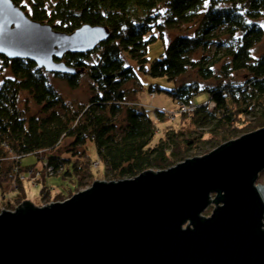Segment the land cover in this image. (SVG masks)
I'll return each mask as SVG.
<instances>
[{
    "label": "trees",
    "instance_id": "16d2710c",
    "mask_svg": "<svg viewBox=\"0 0 264 264\" xmlns=\"http://www.w3.org/2000/svg\"><path fill=\"white\" fill-rule=\"evenodd\" d=\"M10 1L32 21L48 24L57 32L70 34L85 25L102 26L109 30V38L89 53L65 54L61 61L72 72L69 75L49 74L30 61L0 57V69L9 73L8 77L0 74L2 199L4 189L14 182L23 192L20 178L34 169L21 166L27 156L47 163L55 175L73 178V189L68 191L73 193L94 175L93 162L103 166L108 182H118L148 171H165L187 160L193 150L205 145L213 150L264 128V52L258 58L252 56L263 38L257 21L264 17V0H33L29 11L20 0ZM192 24V34L165 40V28ZM154 29L164 52L149 64L148 44L156 37L146 36ZM212 46V55L192 58ZM92 55H96L93 62ZM216 67H220L218 73ZM190 70L196 72L197 80L179 83ZM138 72L173 82L168 90L151 85L149 95L154 99L156 92H165L175 103L195 106L179 116V129L165 127L158 141H154L155 120L163 122L164 115L156 109L150 116L143 105L130 99L142 87ZM236 73L243 75L242 84L231 81ZM49 75L63 79L73 90L86 77L87 103L80 106L67 101L49 83ZM211 80L218 81V86L202 87ZM203 92L210 100L198 106L193 98ZM21 95L25 102L34 103L36 113L29 115L19 107ZM209 103L213 105L210 110ZM185 123L199 130L184 133L180 129ZM89 144L98 160L92 161Z\"/></svg>",
    "mask_w": 264,
    "mask_h": 264
},
{
    "label": "water",
    "instance_id": "95a60500",
    "mask_svg": "<svg viewBox=\"0 0 264 264\" xmlns=\"http://www.w3.org/2000/svg\"><path fill=\"white\" fill-rule=\"evenodd\" d=\"M108 38L102 26L57 32L0 0L7 61L69 75L65 54L89 53ZM262 169L264 128L165 171L96 181L64 202L25 201L0 214V264H264V204L255 189ZM212 193L215 209L202 218Z\"/></svg>",
    "mask_w": 264,
    "mask_h": 264
},
{
    "label": "rangeland",
    "instance_id": "374dc122",
    "mask_svg": "<svg viewBox=\"0 0 264 264\" xmlns=\"http://www.w3.org/2000/svg\"><path fill=\"white\" fill-rule=\"evenodd\" d=\"M20 5L23 6L25 10L29 11L31 6L33 5V0H20ZM257 23L263 29V38L260 41V43L257 44L252 50V56L254 58H258L264 52V17L260 19L259 21H257ZM194 28H195V24L182 25L176 28H165L164 29L165 40L169 41L173 39L174 37H176L177 35H181V34H192ZM152 35H154L156 38L151 40L148 44L146 58L149 64L155 60L160 59L161 55L164 52V43L162 39H160L158 35V31L156 29H154L152 33H149L146 36V39H148ZM214 51H215V48L212 46L205 51H198L192 56V58H194V60H199L201 56L203 55L210 56L212 55ZM95 58H96V55H92L90 59L91 62H93ZM2 63L3 62L0 58V68L3 66ZM149 64H147V67H149ZM219 68L220 67H216L214 69L215 73H218L216 71H218ZM0 74L4 75L5 77L6 76L8 77L9 75L8 70L6 69L4 70L0 69ZM138 75L141 80L142 87L139 91H137L134 95L130 97L131 101L135 102L133 104H136L138 102V104L143 105L144 109L148 112L150 116H153V111L156 109H160L162 107H165V109H167V112L163 116L164 117L163 122H158L155 120V123L158 128L157 130L158 134H156L154 141H158V139L163 137L164 132H165L163 130L165 127L172 126L177 129L180 128L181 125H180V122L178 123V118L182 114L178 113L179 108L177 104L173 101V99L167 93L156 92L155 93L156 98L154 99L151 95H149V88L151 85H156L163 89L168 90V89H171L174 84L171 81H167L166 78H151L149 76L142 75L139 72H138ZM1 79L2 77L0 76V80ZM48 80H49V83L52 86H54L67 101L73 102L77 105H80V104L84 105L85 103H87L90 95H89V84H88V80L86 77L81 78L80 85L75 90L70 89L66 81H64L61 78L49 75ZM196 80H197L196 72L193 70H190L181 79H179L178 82L179 83H191ZM231 81L235 84H242L243 75L241 73L233 74L231 76ZM218 84H219L218 81L211 80L206 83H203L202 87L208 86V87L214 88L218 86ZM127 87L130 88L131 83H128ZM25 99L26 97L24 95L19 96L18 98L19 107L23 110H26L27 114L29 115L36 113L37 107L34 105V103L32 101L25 102ZM209 100H210L209 94L204 93V92L196 95L193 98V102L198 106L207 104ZM208 107L210 110L212 109L213 105L209 103ZM246 119L249 120L248 117H246ZM183 126L184 127H182V129L180 130H183L184 133L193 134L196 130H199L197 128L194 129L191 124L185 123ZM244 135H240L236 139H239L240 137ZM236 139H233V140H236ZM87 147H88V153L92 161L98 160L94 147L90 144ZM218 147L219 146H217L215 149H217ZM213 150H211L209 146L205 145L200 149L191 151L190 157L187 159L201 158L209 154ZM20 163L23 168L34 167V169L32 170V174L30 176L26 177L25 179L20 178V184H23L24 186L23 192H20L18 190L19 187H17L16 182H14L12 183L10 187L4 189V193L6 195H5V198L2 199V189L0 187V214L2 213V211L15 212L16 208L25 201L29 202L36 208H42V207L49 206L50 204H54L57 202H64L65 200L70 199L73 195L77 194L78 192L90 189L93 183L96 181H103V182L109 181L103 175L104 173L103 166L102 165L99 166L98 162H93L92 166L94 167L93 169L94 175L88 180L87 183H85L86 184L85 186L71 193L68 191L70 189H73V186H74L73 178L64 179L62 178V176L55 175L54 173H52L51 175L46 173L45 169L43 168V163H41V161H38L37 157L35 156H27L23 158ZM36 172H39V175H35ZM256 184L264 185V169H262L258 173L256 181H255V185ZM215 196L216 194L214 193L211 194L210 204L208 208L202 212L201 214L202 218H209L211 214L213 213L215 209V205L212 204V202L214 201ZM8 203H10V205H8ZM262 221L264 225V216H263ZM187 225L189 224L186 223L183 226V229H185ZM262 229L264 230V227Z\"/></svg>",
    "mask_w": 264,
    "mask_h": 264
},
{
    "label": "built area",
    "instance_id": "2783aa9c",
    "mask_svg": "<svg viewBox=\"0 0 264 264\" xmlns=\"http://www.w3.org/2000/svg\"><path fill=\"white\" fill-rule=\"evenodd\" d=\"M151 96L154 97L153 94H151ZM176 104H177V106H178V108H179V112H178V113H180V114H185V113L191 112L192 110L195 109V106L193 105L192 102H190L187 106H186L185 104L180 103V102H177ZM157 111H158L160 114L164 115V114L167 112V109H165V108H160V109H157ZM43 168L45 169L46 173H48V174H50V175L53 173L52 168L49 167V166L47 165V163H44V164H43ZM31 174H32V171H30V175H31ZM30 175H29V176H30ZM35 175H39V172H36ZM23 179H24V178H23Z\"/></svg>",
    "mask_w": 264,
    "mask_h": 264
},
{
    "label": "bare ground",
    "instance_id": "6f19581e",
    "mask_svg": "<svg viewBox=\"0 0 264 264\" xmlns=\"http://www.w3.org/2000/svg\"><path fill=\"white\" fill-rule=\"evenodd\" d=\"M255 189H256L261 201L264 204V185L263 184H256Z\"/></svg>",
    "mask_w": 264,
    "mask_h": 264
},
{
    "label": "flooded vegetation",
    "instance_id": "af4514ba",
    "mask_svg": "<svg viewBox=\"0 0 264 264\" xmlns=\"http://www.w3.org/2000/svg\"><path fill=\"white\" fill-rule=\"evenodd\" d=\"M14 4V3H13ZM15 5V4H14ZM17 7V6H16ZM17 8H19V7H17ZM20 9V8H19ZM22 12H23V10L22 9H20ZM24 13V12H23ZM25 14V13H24ZM26 15V14H25ZM1 57V56H0ZM7 61V60H6Z\"/></svg>",
    "mask_w": 264,
    "mask_h": 264
},
{
    "label": "crops",
    "instance_id": "0c3cea01",
    "mask_svg": "<svg viewBox=\"0 0 264 264\" xmlns=\"http://www.w3.org/2000/svg\"><path fill=\"white\" fill-rule=\"evenodd\" d=\"M153 100H154V99H153ZM153 100H152V101H153Z\"/></svg>",
    "mask_w": 264,
    "mask_h": 264
}]
</instances>
